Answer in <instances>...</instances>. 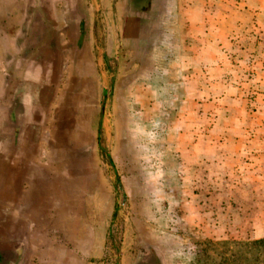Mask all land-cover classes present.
Masks as SVG:
<instances>
[{
  "label": "rangeland",
  "instance_id": "obj_1",
  "mask_svg": "<svg viewBox=\"0 0 264 264\" xmlns=\"http://www.w3.org/2000/svg\"><path fill=\"white\" fill-rule=\"evenodd\" d=\"M161 6L148 15L151 35L128 27L149 18L100 15L93 28L91 16L89 44L63 63L57 50L20 51L1 67L5 107L29 68L66 80L53 89L64 108L48 116L50 148L72 170L94 156L117 201L102 264H264V0H183L181 13L160 19ZM40 58L54 64L34 65ZM80 117L88 130L76 137ZM11 171L0 164V186L12 185ZM50 178L41 185L59 181Z\"/></svg>",
  "mask_w": 264,
  "mask_h": 264
},
{
  "label": "crops",
  "instance_id": "obj_2",
  "mask_svg": "<svg viewBox=\"0 0 264 264\" xmlns=\"http://www.w3.org/2000/svg\"><path fill=\"white\" fill-rule=\"evenodd\" d=\"M182 1L0 0V164L13 169L9 179L12 185H6L3 178L6 186H0L1 194H11L0 200V264H102L98 258L105 251L101 248L106 247L117 204L101 184L93 164L94 156L87 165L80 160V170H72L67 158L61 161L52 158L50 144L53 139L48 129L53 131V122L48 116L52 113L55 117L64 108L52 104L53 89L66 81L64 77L50 75L47 69L41 73L27 69L12 85L14 106L10 109L5 107L4 88L8 79L1 67L9 64L10 58L16 60L20 51L28 48L57 50L60 63H63L70 50L79 51L89 44V17L95 19L93 28L100 21V15L117 19L122 13L128 19H148L149 13H154L152 8L162 2L157 16L161 19L166 16L164 13H181ZM154 23L150 18L144 24L136 20L128 27L130 31L145 28L148 31L145 35H151ZM77 62V66L84 65L85 59L79 58ZM37 64L47 67L54 62L34 59V65ZM106 90L105 87L104 92ZM82 94L73 96L78 106L77 100L83 98ZM78 106L74 112L81 114ZM105 107L103 104V111ZM10 114H16V121L11 120ZM80 119L71 122L76 137L88 130L85 119ZM101 126L100 122L97 127L99 150L105 148L100 139ZM30 130H34L32 135H28ZM76 137H73L74 151L78 148ZM90 142L82 141L78 146H92ZM78 158L73 155L69 160ZM108 158L113 162L111 155ZM31 168L45 170L47 175H34ZM49 175L51 180L59 181L44 187L40 180ZM20 194L24 198L21 199Z\"/></svg>",
  "mask_w": 264,
  "mask_h": 264
},
{
  "label": "trees",
  "instance_id": "obj_3",
  "mask_svg": "<svg viewBox=\"0 0 264 264\" xmlns=\"http://www.w3.org/2000/svg\"><path fill=\"white\" fill-rule=\"evenodd\" d=\"M257 243H258L259 245L264 246V239H261V240L257 241Z\"/></svg>",
  "mask_w": 264,
  "mask_h": 264
}]
</instances>
